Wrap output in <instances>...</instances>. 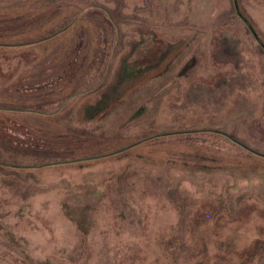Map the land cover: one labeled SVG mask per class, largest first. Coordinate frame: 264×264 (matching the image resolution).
<instances>
[{"label":"rangeland","instance_id":"374dc122","mask_svg":"<svg viewBox=\"0 0 264 264\" xmlns=\"http://www.w3.org/2000/svg\"><path fill=\"white\" fill-rule=\"evenodd\" d=\"M81 1L0 0V264H264V0Z\"/></svg>","mask_w":264,"mask_h":264},{"label":"trees","instance_id":"16d2710c","mask_svg":"<svg viewBox=\"0 0 264 264\" xmlns=\"http://www.w3.org/2000/svg\"><path fill=\"white\" fill-rule=\"evenodd\" d=\"M60 2H63L64 3V5H60V9H61V11L59 12V14L57 15V17L58 18H60V19H64V20H67V18L65 19L64 17H65V15L66 14H68L70 11H71V9H73V11H74V19L76 18V16L78 15V17L73 21V22H77V21H79L80 20V18L82 17V15L89 9V8H91L90 6H88V5H85L84 3H81L82 1L81 0H60ZM62 3V4H63ZM47 9L48 8H44L43 10L44 11H47ZM237 12H238V15H240V17H242L243 19V21H244V23L246 24V26H247V28L249 29V31L252 33V35L255 37V39L256 40H258L259 42H260V44H264V42H263V40H262V38L259 36V34H258V32H256V29H255V27L253 26V24H252V22L248 19V17H246L242 12H241V10L240 9H238L237 10ZM35 14V13H34ZM8 15V14H7ZM11 17H13V14H12V12H11V14H9ZM8 15V16H9ZM71 20H69V23L67 24H64V27L63 28H61V30L59 31V32H57L55 35H53V38L54 37H60V36H62V35H65L66 33H67V31H70L71 30V27L75 24V23H73ZM51 22H53V21H51ZM51 22L50 23H48V24H51ZM43 26V25H42ZM39 27H41V26H39ZM67 39H65V41H66ZM87 57V59H88V62H87V64H91L93 61H94V59H90L89 60V57L88 56H86ZM103 78V77H102ZM101 78V79H102ZM0 143H2V144H6V141H5V139L3 140V138L0 136ZM178 145L177 146H174V145H172V146H169L170 147V149L169 150H165V149H161L162 151L163 150H165V151H163V152H166V155H165V157H166V160L168 161V163L169 162H180V163H186V164H189L188 162H184V160H181V159H179V157H180V155L181 154H184V151H187V149H186V147L183 145V144H180V143H177ZM181 146H183L184 148H182ZM173 147V148H172ZM165 154V153H164ZM165 157H163V158H165ZM261 158H264V157H261ZM206 165V164H205Z\"/></svg>","mask_w":264,"mask_h":264}]
</instances>
